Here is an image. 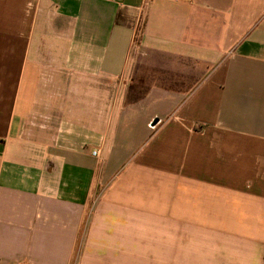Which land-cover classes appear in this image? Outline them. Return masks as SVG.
I'll use <instances>...</instances> for the list:
<instances>
[{"label":"crops","instance_id":"obj_1","mask_svg":"<svg viewBox=\"0 0 264 264\" xmlns=\"http://www.w3.org/2000/svg\"><path fill=\"white\" fill-rule=\"evenodd\" d=\"M0 264H264V0H0Z\"/></svg>","mask_w":264,"mask_h":264},{"label":"rangeland","instance_id":"obj_2","mask_svg":"<svg viewBox=\"0 0 264 264\" xmlns=\"http://www.w3.org/2000/svg\"><path fill=\"white\" fill-rule=\"evenodd\" d=\"M149 57L151 56H145L144 59H143V62H139V63H143V64H140L138 66V68L140 69L139 70V73L138 75L136 76L135 80H134V86L133 87H136L138 91H143V89H146L147 86H149L151 83V79L152 77L154 76L153 73L157 72L155 69H151L150 67L146 66V61L149 59ZM157 58H162V59H165L167 60V58H164L162 56H158ZM138 63V64H139ZM173 69H180V71H183L186 72V73H192V77H194V72H195V65H190V64H186V65H180V64H173ZM179 71V70H178ZM179 74V73H177ZM156 76V75H155ZM161 73H160V77H161ZM172 76V75H171ZM180 75H175V78L176 79H179ZM157 78V76H156ZM161 81L162 78H161ZM166 83H169L167 80H166ZM195 83V80L192 79V81H185V87H187L188 85H193Z\"/></svg>","mask_w":264,"mask_h":264},{"label":"built area","instance_id":"obj_3","mask_svg":"<svg viewBox=\"0 0 264 264\" xmlns=\"http://www.w3.org/2000/svg\"><path fill=\"white\" fill-rule=\"evenodd\" d=\"M93 155H96V152H93Z\"/></svg>","mask_w":264,"mask_h":264}]
</instances>
